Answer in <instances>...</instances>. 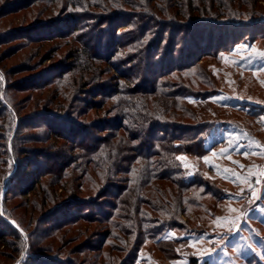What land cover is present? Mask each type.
Masks as SVG:
<instances>
[{"label":"trees","instance_id":"trees-1","mask_svg":"<svg viewBox=\"0 0 264 264\" xmlns=\"http://www.w3.org/2000/svg\"><path fill=\"white\" fill-rule=\"evenodd\" d=\"M256 4L251 0H66L61 7L64 14L85 5L88 12L94 11L87 20L93 22L94 31L101 30L97 45H92L90 36L83 40L75 33L80 22L73 16L55 27L34 30L35 24L23 31L22 38L57 43V49L45 54L46 62L62 50L64 39L77 47L46 75L13 80L33 66L0 71L6 82L0 86L4 97H0V216L7 228L21 239L18 228L29 232L35 223L62 241L76 235L67 239L75 243L85 236L80 225H97L95 239L73 253L82 260L67 264H138L144 243L153 239L151 227L202 206L207 195L199 191L202 182L184 178L179 161L181 155L209 154L205 139L197 134L202 130L198 117L188 104L187 89L196 85L183 84L184 74L234 42L244 27L251 28L250 39L258 41L264 35V29H258L264 26V17ZM219 29L224 34L216 35ZM109 35L111 50L100 55L97 51ZM15 38L13 31L0 35V49L5 48L0 58ZM118 51L128 52L122 65L127 66L125 71L112 63ZM3 62L0 59V65ZM111 69L116 75H109ZM144 69L154 77L137 79ZM82 90L91 97L83 107L76 105ZM24 92L30 93L25 102L33 101L41 109L31 117L22 111L19 96ZM103 111L105 121L80 123L73 117ZM186 120L194 124L187 125ZM31 130L41 137L27 133ZM8 144L15 154L11 175ZM26 197L15 208L24 209L28 221L8 205ZM86 210L94 213H82ZM34 234L29 232L28 238ZM6 238L0 230V246L12 249Z\"/></svg>","mask_w":264,"mask_h":264},{"label":"rangeland","instance_id":"rangeland-1","mask_svg":"<svg viewBox=\"0 0 264 264\" xmlns=\"http://www.w3.org/2000/svg\"><path fill=\"white\" fill-rule=\"evenodd\" d=\"M65 1L0 0V3L3 2L0 17L8 15L15 8L17 11L26 7L23 12L0 20V35L5 37L13 31L15 39H18L11 42L10 49L0 58L4 59L0 71L2 67L6 69L33 66L31 72L12 79L46 75L61 64L59 59L63 55L77 47L71 40L59 41L63 46L62 50L56 54L54 60L46 62L45 54L49 53V49H57V43H38L35 36L31 38L32 41L22 38L25 36L23 31L30 30L35 24L38 26H33V29L38 30L43 26L55 27L71 16L77 17L80 23L75 33L82 35L83 40L84 36H90L93 46L98 44L97 37L101 35V30L94 31L93 22L87 20L91 11L88 12L85 5L77 10L72 8L74 11L64 14L66 9L61 10V7ZM251 1L257 2L259 13L264 17V0ZM244 28L235 35L234 42L230 40L226 48L214 57L204 59L197 70L184 74L183 84L188 86L192 82L196 85V88L187 87L188 104L198 117L197 124L200 123L202 130L197 134L199 139H205L204 148L209 154L200 158L181 155L179 161L184 178L187 181L202 182L203 186L199 191L206 192L207 195L201 202L202 206L189 208L184 216H176L167 221L158 220L151 227L153 239L144 243L138 264H264V57L259 55L264 52V35L254 42L249 36L251 28ZM258 29L263 31L264 26ZM156 30L157 28L152 29L155 32ZM222 34V29L216 33L219 36ZM110 37L111 35L104 41L101 50L97 51L100 55L109 54ZM106 43L109 45L106 46ZM4 49H0V54ZM127 56L128 52L118 51L112 63L120 67V71H125L127 66L122 65L125 64ZM4 57L9 59L5 60ZM34 65L39 68L35 70ZM201 69H207L209 75ZM109 72V75H116V71L112 69ZM154 75L155 73L144 69L137 79L152 78ZM5 83V77L0 73V86ZM87 91H81L76 105L83 107L84 100L91 98ZM29 96L30 93L24 92L19 99H23V114L31 117L41 109L37 110L33 101L25 102L29 100ZM0 97L1 100L4 99L2 93ZM105 115L106 112L103 111L99 114L93 112L90 117H73L82 123L88 119L105 121ZM186 121L187 125L194 124L190 120ZM31 131L27 133H32L35 138L41 137L39 131ZM33 145L39 144L34 142ZM11 150L8 144L9 160L8 157L6 159L8 170L11 171L8 175L15 172L12 165L15 154ZM58 193L61 194V191ZM31 198L35 199V196ZM25 201L27 197L8 205L10 209H14L13 213L16 215L25 216L24 209L15 208ZM82 213L94 212L86 210ZM24 219L28 221L29 215ZM11 225L18 228L14 222ZM38 227L39 231H36ZM38 227L36 228L35 223L29 227L30 233L35 232L33 238H28L29 232L18 228L21 236L19 239L7 228L0 216V230L6 234L12 248L0 246V264H67L69 260H82L83 256L73 253L77 247L87 245L98 235L97 225L83 223L80 228L83 229L81 231L86 230L85 236H79L77 242L73 243L75 240H67L73 234L62 241L58 238L60 236L47 235L49 228L41 225ZM73 237L76 238V235ZM98 239L96 237L95 241Z\"/></svg>","mask_w":264,"mask_h":264},{"label":"snow or ice","instance_id":"snow-or-ice-1","mask_svg":"<svg viewBox=\"0 0 264 264\" xmlns=\"http://www.w3.org/2000/svg\"><path fill=\"white\" fill-rule=\"evenodd\" d=\"M253 51L255 52L256 50L253 49ZM259 55L262 56V57H264V52L259 53Z\"/></svg>","mask_w":264,"mask_h":264}]
</instances>
